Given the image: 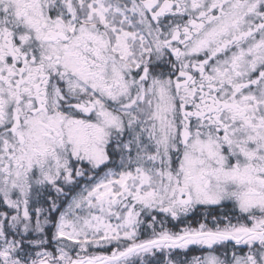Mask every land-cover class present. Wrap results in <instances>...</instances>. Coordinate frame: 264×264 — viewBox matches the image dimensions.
Listing matches in <instances>:
<instances>
[{
    "label": "snow or ice",
    "instance_id": "obj_1",
    "mask_svg": "<svg viewBox=\"0 0 264 264\" xmlns=\"http://www.w3.org/2000/svg\"><path fill=\"white\" fill-rule=\"evenodd\" d=\"M0 264H264V0H0Z\"/></svg>",
    "mask_w": 264,
    "mask_h": 264
}]
</instances>
